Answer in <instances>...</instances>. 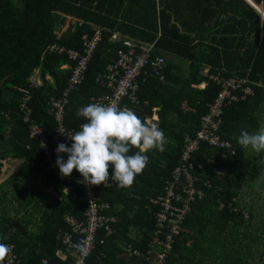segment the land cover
Returning <instances> with one entry per match:
<instances>
[{
  "label": "trees",
  "instance_id": "1",
  "mask_svg": "<svg viewBox=\"0 0 264 264\" xmlns=\"http://www.w3.org/2000/svg\"><path fill=\"white\" fill-rule=\"evenodd\" d=\"M218 1L21 0V6H17V0H0V164L11 157L7 152L11 138L16 141L20 136L28 141L26 146H21L19 164L30 163L31 171L45 172L58 193L67 190L66 196L61 194L59 200L53 201L54 205L47 207L34 234L22 233L24 236L19 238L16 231L23 228L17 226L18 221H14L2 207L6 195L3 187L8 184L0 185V236L6 237L4 243L12 245L17 264H40L42 260L47 264H68L58 256L63 251L60 237L69 230L65 215L82 220L85 209L83 191L78 182L82 177L80 173L74 169L73 181L59 180L54 171H49L37 140L29 138L27 125L22 124L18 115L22 91L29 96L31 120L40 127L52 159L56 161V149L62 142L56 139V124L53 116L48 114V102L61 97L67 89L76 63L65 53H48L47 47L56 45L65 51L83 54L84 37L91 39L96 29L101 31V40L92 55L85 82L68 96L64 126L68 130L79 129L87 121L77 116L78 110L90 104L91 98L109 94L95 82L104 76L106 67L116 59L121 46L112 37L118 34L126 39L153 44L152 59L159 57L163 60V81L147 69L137 79L136 100L124 98L121 107L132 109L144 121L153 115L154 108L157 109V124L168 143L163 153L158 150L147 153L150 163L143 174L136 177L131 189H119L115 182L108 187H97L99 197L109 205L107 214L117 221L111 224L114 230L111 236L105 238L102 231H98L90 262L156 263L155 257L162 253L163 246L153 241L157 207L150 203V199L159 195L170 180L185 137H193L199 130L201 118L220 91L210 78L220 74L223 78L245 80L252 96L231 104L223 112L218 134L231 142L233 153L223 158V151L219 148L202 143L194 155L196 162L205 165L196 173L197 187L203 197L191 203L178 234L171 237V251L163 264H255L250 259H242L247 257L249 245L235 243V232L238 235L240 228L242 236L249 238L250 242L256 238L249 229L252 206H245L243 201L236 199L246 191L247 175L252 169L236 137L241 129L251 133L263 125L257 117L264 108V21H260L259 15L243 2L251 13L248 19L242 15L244 30L248 28V31L256 32L260 24L261 38L257 42L254 40L257 35H254L253 42L248 45L251 52L238 56L234 51L236 31L221 20L225 10L219 8ZM251 1L261 4L264 12V0ZM73 19L77 21L75 25ZM245 20L249 21L248 25ZM59 24L63 26L60 34ZM163 56L187 62V74L184 76L177 65L165 61ZM200 66L209 69L207 79L201 78ZM35 72L39 87L32 88L31 79L34 80ZM199 80L205 81L207 88L191 92V86ZM16 145H12V151ZM18 148L15 147L14 151ZM135 151L133 149L130 154ZM61 155L67 159L66 154ZM208 160L215 164H209ZM221 168L225 169L224 173L219 171ZM23 173L30 175L28 170ZM204 183H209V188L204 187ZM50 184L47 183V189ZM263 222L261 220L260 224ZM167 233L168 230L164 229L158 241L166 242L164 236ZM101 239L104 240L102 244ZM128 247L140 252L141 258H129L126 254ZM97 258L99 261L95 262ZM256 264H264L261 255Z\"/></svg>",
  "mask_w": 264,
  "mask_h": 264
},
{
  "label": "built area",
  "instance_id": "2",
  "mask_svg": "<svg viewBox=\"0 0 264 264\" xmlns=\"http://www.w3.org/2000/svg\"><path fill=\"white\" fill-rule=\"evenodd\" d=\"M112 39L120 44V50L116 55V59L106 67L104 76L96 79L95 82L109 91V94L91 98V103H114L121 107V101L124 98H129L133 102L136 100L135 96L139 89L137 79L140 78L141 74H145L147 69H150L153 75L162 82L164 65L161 58L155 57L152 59L154 52L153 44L130 40L120 36H113ZM100 40V29L95 30L91 39L85 36L83 54L72 50L65 51L63 47L56 45L47 47L48 53H65L70 61L76 63L69 77L67 89L61 97L51 99L48 102V114L53 116L54 123L56 124V139L68 146H71L72 142L64 134H74L80 128L68 130L64 126V108L68 103L69 94L85 82L92 55ZM210 79L220 88V91L209 105L208 112L201 118L200 128L196 134L193 137H185L180 156H178L177 165L171 171L170 180L166 182L159 195L150 199V203L157 207V211H155L156 230L153 241L163 246V251L156 255V263L154 264H163L166 255L171 251L170 243L172 242V236L178 234V229H180L182 220L189 212L191 203L203 197V193L197 187L198 178L196 173L201 172L205 165L201 162H196L194 155L199 151L202 143L219 148V150L223 151V158L233 153L231 142L222 139L218 134L223 112L231 104L239 101L242 102L252 96V90L245 80L223 78L220 74H216ZM31 81L30 87H39L37 81L33 79ZM28 101L29 96L25 91H22L18 115L22 124L27 125L29 138L37 140L44 161L48 164L49 171H54L61 181L65 179L73 180V176L62 178L60 172L57 170L56 163L52 159L50 147L46 143L40 127L35 121L31 120ZM208 163L211 165L215 164L213 160H208ZM82 179L81 177L80 181ZM113 182L110 179L108 185L113 184ZM79 184L83 191L84 218L79 220L70 214L65 215V221L69 226V230L60 237L63 245V251L60 253L61 261L68 264H94L90 260L95 251V241L98 231H102L105 238L111 236L114 233L111 224H114L117 220L114 216L107 214L110 210L109 205L99 197L96 190L98 186H89L81 182ZM203 186L209 188L210 185L209 183H204ZM175 187L177 188L176 191H174ZM164 229L168 230V233L164 236L166 242H159L158 236ZM103 242L104 240L101 239L100 243L102 244ZM126 254L129 258H141V253L131 251L130 247L126 249ZM146 260L148 259L145 258ZM98 261L99 258L95 262ZM6 264H17L13 253L7 258ZM40 264H47V261L42 260Z\"/></svg>",
  "mask_w": 264,
  "mask_h": 264
},
{
  "label": "clouds",
  "instance_id": "3",
  "mask_svg": "<svg viewBox=\"0 0 264 264\" xmlns=\"http://www.w3.org/2000/svg\"><path fill=\"white\" fill-rule=\"evenodd\" d=\"M77 116L87 122L74 134L62 133L71 146L60 143L56 149L55 163L62 178L71 177L75 169L83 178L78 182L107 187L111 179L127 191L150 163L147 153L166 151L168 140L159 125L142 120L132 109L96 102L81 107ZM236 139L242 148L264 154V127L251 133L241 129ZM133 149L136 151L130 154ZM5 239L0 236V264H6L13 252V247L3 242Z\"/></svg>",
  "mask_w": 264,
  "mask_h": 264
},
{
  "label": "crops",
  "instance_id": "4",
  "mask_svg": "<svg viewBox=\"0 0 264 264\" xmlns=\"http://www.w3.org/2000/svg\"><path fill=\"white\" fill-rule=\"evenodd\" d=\"M245 2L248 7H250L252 10L255 11L260 17V21H264V12L262 11L261 4L256 5L251 0H219V8L221 10H225L223 12L224 14L220 17L221 20H224L225 23H229L231 25V28L234 29L235 32V42H234V51L238 54V56L241 55H248V52H251L248 45H250L251 42H253V36L257 35L254 40L256 39L257 42L260 41L261 38V26L259 24L258 30L255 31H248V28L244 30V25L242 23V15H244L245 19L251 18V13L248 10L247 6L244 5ZM239 14V15H238ZM59 16L62 18V15L59 14ZM65 19H68L69 17L63 16ZM219 18V19H220ZM73 25L77 23L75 19L72 21ZM246 25L249 24V21L245 20ZM60 25V24H59ZM60 30L58 31V34H60V31L62 30L63 26L60 25ZM113 36H119L118 34H115ZM128 39V38H127ZM132 40V39H130ZM136 41V40H135ZM142 42V41H140ZM165 61H171L173 64L178 66V69L182 72V74L185 76L187 74V62L175 60L170 57L163 56ZM209 69L205 66H200V76L201 78H206V75L208 74ZM35 81H38V75L35 72V75L33 76ZM200 78V79H201ZM230 78H236V77H230ZM238 79V78H236ZM47 80V78H46ZM203 80H199L195 85L191 86V92L192 91H203L207 88V83ZM243 80V79H241ZM248 85V83L246 82ZM250 87V85H248ZM262 113L260 117H257L260 121H262L263 125L260 127H264V108H261ZM153 115L145 121L155 122L158 121L157 116V109L152 110ZM259 127V128H260ZM28 140H25L24 138L21 139L20 136H18V139L15 141V138L10 141V144L8 146V153H10V158H7L6 160L2 161L0 164V185H5L3 189L6 191L5 195V201L3 202V209L6 208V213L13 217L14 221H18V225L23 228L21 230L20 228L16 231V235L20 237L24 236V234L27 235H33L36 227L39 223L40 217L44 215V213L47 211V207L54 205L53 201L59 200L61 197V194L63 196L67 195V190L63 189L61 194L54 190L53 185L49 183L47 179V174L43 171H31L32 170V164H19V159L21 158L22 150L21 146H26V142ZM17 144L15 147H19L17 151L15 150V147L12 151V145ZM11 147V150H10ZM251 148L244 149V158L247 157V153L251 151ZM17 156V157H16ZM253 164V163H251ZM252 166V165H251ZM28 170L30 172V175L25 176L23 171ZM218 172V170L216 169ZM222 173L225 172L224 168H221ZM251 175V173H250ZM248 177V175H247ZM66 180V179H65ZM69 181V180H68ZM73 181V180H71ZM47 183L50 184V187L47 189ZM246 193L243 192L241 197L236 198L237 200L244 201L247 199L245 197ZM246 206V203L244 204ZM248 209V208H247ZM251 215H252V209H250ZM262 219H258L256 216H252V220L250 222V231L251 233L256 236L255 241L247 240L249 238H244L242 236L243 232L241 231L242 228L238 231V235L235 232V243L238 244L241 242L243 245H249L248 246V253L246 254L247 257H242V259H250V262L253 261L255 264L257 263L259 256L261 255V261L264 262V252L261 251L258 255L254 252V249L259 247V238L262 237L264 234V222L261 223ZM264 220V219H263ZM262 220V221H263ZM24 233V234H22ZM259 234V236H258ZM21 235V236H20ZM243 245V246H244ZM261 245H263L261 243ZM241 246V247H243ZM264 246V245H263ZM253 255L255 258H253ZM58 256L61 259V254L58 253Z\"/></svg>",
  "mask_w": 264,
  "mask_h": 264
},
{
  "label": "rangeland",
  "instance_id": "5",
  "mask_svg": "<svg viewBox=\"0 0 264 264\" xmlns=\"http://www.w3.org/2000/svg\"><path fill=\"white\" fill-rule=\"evenodd\" d=\"M247 159L250 160L252 166L251 175L249 173L247 177V187L245 197L246 205L252 206V216L258 219H264V154H258L253 150L249 151L247 154ZM221 171V170H219ZM222 172V171H221ZM244 202V201H243ZM264 234L259 240V247L254 249L256 255L259 254L260 249L264 252ZM253 258L255 256L253 255Z\"/></svg>",
  "mask_w": 264,
  "mask_h": 264
},
{
  "label": "water",
  "instance_id": "6",
  "mask_svg": "<svg viewBox=\"0 0 264 264\" xmlns=\"http://www.w3.org/2000/svg\"><path fill=\"white\" fill-rule=\"evenodd\" d=\"M17 6H21V0H17Z\"/></svg>",
  "mask_w": 264,
  "mask_h": 264
}]
</instances>
